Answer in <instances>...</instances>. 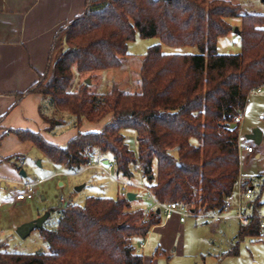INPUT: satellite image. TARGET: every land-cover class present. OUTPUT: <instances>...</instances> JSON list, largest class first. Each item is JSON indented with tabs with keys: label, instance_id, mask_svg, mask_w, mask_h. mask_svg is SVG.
Listing matches in <instances>:
<instances>
[{
	"label": "trees",
	"instance_id": "obj_1",
	"mask_svg": "<svg viewBox=\"0 0 264 264\" xmlns=\"http://www.w3.org/2000/svg\"><path fill=\"white\" fill-rule=\"evenodd\" d=\"M236 17L240 51L220 53L218 38L234 30L227 19ZM263 25L264 14L229 0H86L84 11L57 30L45 72L17 93L13 104L38 93L75 117L77 133L60 145L40 131L8 128L0 141L14 133L69 171L100 153L127 178L140 167L162 203L183 202L194 212L220 210L241 183L240 124L234 118L242 114L250 91L264 83ZM137 36L160 42L145 52L135 91L115 84L95 92L85 82L73 89L75 72L121 67L128 42ZM161 43L196 46L198 52L167 53ZM39 112L46 129L55 128V119L41 106ZM84 123L103 125L82 131ZM125 130L135 132L136 150L126 142ZM18 157L3 161L15 165ZM260 197L253 188L248 205L253 218L236 238L259 237ZM48 210L58 215L55 228H40L49 251H9L0 233V264H144L132 238L146 237L161 223L157 211L143 220L144 209L132 210L127 195L88 196L83 204L65 202ZM235 253L231 249L227 255Z\"/></svg>",
	"mask_w": 264,
	"mask_h": 264
},
{
	"label": "rangeland",
	"instance_id": "obj_2",
	"mask_svg": "<svg viewBox=\"0 0 264 264\" xmlns=\"http://www.w3.org/2000/svg\"><path fill=\"white\" fill-rule=\"evenodd\" d=\"M229 1L241 5L242 9L247 12H263L261 0ZM227 21L234 27L240 28L241 26V19L238 17L228 18ZM159 42L158 37L141 38L137 36L133 41L128 42L127 54L123 58L121 67L86 74L75 72L73 89L85 82L90 86V90L95 92H107L115 84L126 91H135L140 84L139 70L144 54L149 46ZM161 45L162 51L167 53L198 52L196 46H169L163 43ZM217 50L220 53L239 52V34L233 30L220 36L217 41ZM41 108L44 113L55 119V128L57 124L60 126L56 130H62L60 131L63 132L62 138L72 130L78 129L75 125V117L68 112L57 111L47 98H43ZM60 119L63 123L59 122ZM239 124L241 143H252L256 146L254 153L240 150V178L251 182L254 195L261 193L262 205L259 208V214L264 216V190L261 191L264 181V136L260 143L248 137L253 134L254 130H260L264 135V88L261 92L250 91ZM86 128L85 124L80 130ZM123 132L126 142L136 150L135 132L132 130ZM57 137L59 136L55 138ZM57 144L63 145L64 143L57 142ZM35 152L39 155L38 158L31 154L29 161L23 166L27 173L25 179L36 182L38 188L36 197L21 203L14 202L9 199L13 193L15 194L22 188V185L12 182L7 189L0 188V233L7 241L9 251L48 252L49 246L43 240L39 228L33 229L25 238L17 233L16 228L24 223L23 221L35 219L49 211V208L58 207L65 202L83 204L88 196L116 197L126 195L127 192H134L137 197L131 201V209H146L149 201L146 202L147 192L141 186L151 187L147 177L139 169L140 167H134L133 177L127 178L116 172L114 163L110 160L109 163L113 165V169L112 174L109 175L106 170L108 162H104L109 159L105 158V155L96 153L90 157L91 165L87 163L80 169L68 172L69 170L51 161L40 150L36 149ZM56 172H60L61 175L55 176ZM59 178L64 180V185H58ZM124 182L127 183L125 188L123 187ZM78 186L81 188L77 190ZM234 195L236 197L237 187ZM62 197L65 198L64 201H61ZM160 219L161 222L165 221L161 216ZM57 222V213L51 212L43 226L55 228ZM224 222L214 227V222H206L202 216H189L183 227L179 223L169 225L164 229L152 230L145 238L134 237L132 242L136 251L143 255L145 264H253V260L258 261V264H263L264 239L258 240L249 236L238 239L236 238L238 229H240L238 221L234 219L230 228L226 227ZM231 249H238L239 253L227 255Z\"/></svg>",
	"mask_w": 264,
	"mask_h": 264
},
{
	"label": "crops",
	"instance_id": "obj_3",
	"mask_svg": "<svg viewBox=\"0 0 264 264\" xmlns=\"http://www.w3.org/2000/svg\"><path fill=\"white\" fill-rule=\"evenodd\" d=\"M85 2L86 0H0V118L3 117L0 123L3 129H0V135L8 128L29 129L40 131L47 140L53 143H66L77 133V130H72L62 138L63 132H60L62 130H56L60 128L58 124L54 130L46 129L48 125L42 120L39 112L43 98L38 93L27 94L16 105L13 106V104L17 93L24 92L39 79L40 74L45 72L57 30L80 15L84 11ZM262 7L263 12L260 13L264 14L263 1ZM85 124L87 128L82 131H97L102 127V123ZM56 136L59 137L55 138ZM36 149L38 148L33 142L21 140L14 133H7L3 136L0 141V188L7 189L12 182L19 185L24 182H35L25 179L27 173L23 165L29 161L31 154L38 158ZM15 155L20 156L15 160V165L3 161L4 158ZM21 170L25 172L24 176L20 173ZM59 173L56 172L54 175H61ZM57 183L58 185L65 184L61 178ZM14 196L13 193L9 200L22 202L16 200ZM42 198L44 199L43 196ZM205 219L206 222H214ZM234 219L230 216L223 222L226 227L230 228ZM186 221L187 219L180 222L178 216H173L153 226L149 232L164 229L169 225H178V223L183 227ZM223 222H214V227ZM252 238L261 240L259 237ZM235 251L234 255H237L239 250L235 249ZM252 263L258 264V261L253 260Z\"/></svg>",
	"mask_w": 264,
	"mask_h": 264
},
{
	"label": "built area",
	"instance_id": "obj_4",
	"mask_svg": "<svg viewBox=\"0 0 264 264\" xmlns=\"http://www.w3.org/2000/svg\"><path fill=\"white\" fill-rule=\"evenodd\" d=\"M264 88V83L255 87L253 90L261 92ZM235 122H240L242 120V114H238L234 118ZM240 149L248 153H254L256 151V146L252 143L242 144L240 143ZM110 160H107V173L109 175L112 174L113 165L109 163ZM92 164V159L88 161V165ZM141 169V168H139ZM242 183V180L240 179ZM241 183L238 184L237 187V195L235 197L234 194L229 197L222 208L220 210L211 211L207 213L203 212H194L192 207L189 204L171 201L162 203L158 201L151 188L146 186H141L147 192V199L149 200L146 209L144 210V218L147 219L152 213L156 211L159 213L164 220L171 219L173 216H178L180 222H184L189 216H202L207 218L208 220H212L214 222H223L227 217L235 218L240 226H248L251 223L253 218V214L250 212L248 205L250 203L253 187L252 186H242ZM123 187H127V183H123ZM37 185L36 182H24L22 184V188L15 193V199L18 201H26L32 200L37 195ZM65 198H61V201H64ZM258 223H259V237L264 239V216L258 215Z\"/></svg>",
	"mask_w": 264,
	"mask_h": 264
},
{
	"label": "water",
	"instance_id": "obj_5",
	"mask_svg": "<svg viewBox=\"0 0 264 264\" xmlns=\"http://www.w3.org/2000/svg\"><path fill=\"white\" fill-rule=\"evenodd\" d=\"M264 2V0H262ZM234 31L237 34H240V30L238 27L234 28ZM88 83L90 82L89 80L87 81ZM262 135L263 133L260 130H254L253 134L248 135V137L250 139H253L255 142L260 143L262 141ZM104 162H107V160H104ZM20 173L24 176L25 172L23 170L20 171ZM81 187L78 186L76 189H80ZM127 197L130 201H132L133 199H135L136 194L134 192H127ZM49 216V211L45 212L43 215L38 216L35 219L26 221L22 224H20L19 226H17L16 231L17 233L22 237L25 238L27 237L31 231L35 228H42L43 224L45 222V220L48 218Z\"/></svg>",
	"mask_w": 264,
	"mask_h": 264
}]
</instances>
